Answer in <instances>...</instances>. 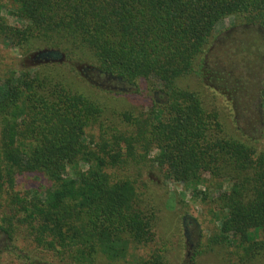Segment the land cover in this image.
Masks as SVG:
<instances>
[{
    "label": "trees",
    "instance_id": "obj_1",
    "mask_svg": "<svg viewBox=\"0 0 264 264\" xmlns=\"http://www.w3.org/2000/svg\"><path fill=\"white\" fill-rule=\"evenodd\" d=\"M14 1L28 24L1 18L3 34L24 55L41 53L38 64L0 81V206L10 196L19 222L48 253L31 263L125 260L158 241L162 208L148 184L123 171L126 165L137 166L141 177L155 169L209 203L219 223L211 243L235 248L241 262L263 255L264 148L237 112L248 104L262 122L264 82L256 100L244 94L243 78L216 70L209 57L218 22L234 16L238 34L255 39L251 52L238 46L243 61L244 51L258 54L254 62L261 64L264 0ZM191 74L226 98L241 136L202 92L179 84ZM76 78L93 89H81ZM102 98L129 106L110 109ZM24 174L51 184L20 196L14 188ZM5 223L0 232L13 241L18 228ZM161 252L155 247L135 264H164Z\"/></svg>",
    "mask_w": 264,
    "mask_h": 264
},
{
    "label": "rangeland",
    "instance_id": "obj_2",
    "mask_svg": "<svg viewBox=\"0 0 264 264\" xmlns=\"http://www.w3.org/2000/svg\"><path fill=\"white\" fill-rule=\"evenodd\" d=\"M17 8L18 3L14 0H0V19L3 18L8 25L24 28L28 22L17 17ZM240 29V21L234 16H229L218 22L214 31V43L210 50L209 63L216 67V70L224 72L236 82H239V77L243 78L248 84V89L244 94L258 100L259 98L261 99L260 88L264 82V48L263 50H256L262 52V58L261 64L257 61L255 63L254 61L258 54L249 53L252 49L255 50V48H249V46L255 44V39H251V35L249 36L247 33L238 34L237 31ZM241 42L245 49H249V52L243 51L247 61H243L241 53L238 52L240 48L238 46ZM21 48V46L14 44L11 39L3 34L0 26V81L13 71L20 72L24 68L38 64L37 57L41 51H33L26 56L22 53L23 50ZM250 61H253V63L249 64ZM178 82L185 88L202 92L206 100L220 111L226 128L231 133L241 136L235 129L233 119L227 108L228 101L223 95L210 94L197 74L182 77ZM76 83L81 89L87 90L86 84L88 85V83L84 84L79 79L76 80ZM88 87L92 88L90 84ZM261 100L264 101L263 99ZM102 102L112 106L110 109L119 108L121 111V108L129 106V104L118 99L114 101L113 99L102 98ZM237 114L240 126L254 135L255 138L252 142L259 149H263L264 108L262 109V122L260 123L248 104H245L244 108L239 110ZM253 126H257V130ZM130 166H124L123 171L134 179H141L142 187H144L145 183L148 184L162 208L160 211L162 214L160 238L148 248H142L135 252L131 250L130 256L125 260L112 261L105 257H100L98 264H135L137 258L148 257L155 250V247L162 249L164 264H183L191 256H194L195 264H264V254L250 262H241L235 248L211 243L209 241L210 237L219 228L217 218H213L210 204L204 203L201 199H194L190 194L191 191L186 186L167 179L164 181L155 169L152 175L149 170L145 169L141 177L138 167ZM49 184L51 183L46 178L40 179L36 174H24L17 178L14 189L21 196L29 190L38 189V187L42 188V186ZM201 188L204 189L205 186H201ZM13 208L14 203L11 197L7 196V200L3 201V205L0 206V222L5 219L6 226H11L10 224H12L13 227L15 226L18 229L14 233L13 241L10 240L8 235L0 232V264H32V261L28 258L33 257L38 261V256L48 257V253L38 248L37 244L29 236L26 224L19 222L21 217L16 215L17 213ZM182 222H188V226L186 225L188 239L186 236V239H184L181 235ZM202 233L204 238H201Z\"/></svg>",
    "mask_w": 264,
    "mask_h": 264
}]
</instances>
